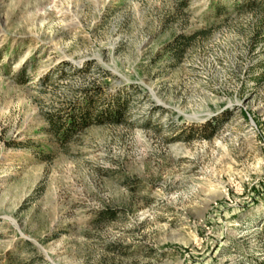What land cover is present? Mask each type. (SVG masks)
<instances>
[{"label":"rangeland","instance_id":"rangeland-1","mask_svg":"<svg viewBox=\"0 0 264 264\" xmlns=\"http://www.w3.org/2000/svg\"><path fill=\"white\" fill-rule=\"evenodd\" d=\"M243 1L0 0V264L264 261V0ZM92 84L126 121L56 144L45 114Z\"/></svg>","mask_w":264,"mask_h":264},{"label":"trees","instance_id":"trees-1","mask_svg":"<svg viewBox=\"0 0 264 264\" xmlns=\"http://www.w3.org/2000/svg\"><path fill=\"white\" fill-rule=\"evenodd\" d=\"M261 0H245L239 5L254 4ZM264 3V2H263ZM191 37L186 34H180L173 42L169 44V49L174 51L177 59L183 54L189 39ZM24 67L20 70L22 74ZM109 75V70L104 71ZM62 76V73H60ZM49 78L48 74L42 77V80ZM128 110V99L123 91L109 92L102 85L92 84L81 89L80 96L71 101L62 103L55 107L52 111L45 114L47 124V132L51 136L53 142L63 145L71 141L77 134L87 127L94 124H119L126 121ZM219 117L204 122L200 127L202 136L211 138L215 135L220 125ZM181 134L174 138H179ZM264 264V261L260 262Z\"/></svg>","mask_w":264,"mask_h":264}]
</instances>
